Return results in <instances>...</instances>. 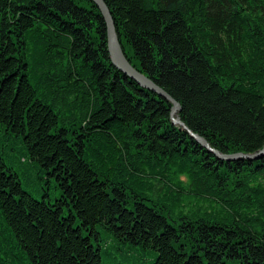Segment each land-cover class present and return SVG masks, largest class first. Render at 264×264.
Returning a JSON list of instances; mask_svg holds the SVG:
<instances>
[{
    "label": "trees",
    "instance_id": "16d2710c",
    "mask_svg": "<svg viewBox=\"0 0 264 264\" xmlns=\"http://www.w3.org/2000/svg\"><path fill=\"white\" fill-rule=\"evenodd\" d=\"M104 1L190 129L264 147V0ZM107 47L93 0H0V264H264V158L216 157Z\"/></svg>",
    "mask_w": 264,
    "mask_h": 264
},
{
    "label": "water",
    "instance_id": "95a60500",
    "mask_svg": "<svg viewBox=\"0 0 264 264\" xmlns=\"http://www.w3.org/2000/svg\"><path fill=\"white\" fill-rule=\"evenodd\" d=\"M97 6L100 8L102 15L105 19L107 31H108V50L110 53V58L112 63L123 73L129 77L135 79L139 84L148 88L149 90L158 93L160 96L164 97L172 105L171 107V119L174 124L181 125L186 129L189 134L202 146L207 148L209 152H212L216 157L222 160L233 161L237 159H249V160H260L264 158V147L255 152H236V153H223L220 150L212 147V145L207 141V139L194 132L190 129L178 115L181 110L180 102L175 99L172 95L166 92L158 84H155L152 79L146 76L142 71L138 70L133 66L126 57L122 54L119 39L116 33L115 22L112 13L104 0H93Z\"/></svg>",
    "mask_w": 264,
    "mask_h": 264
},
{
    "label": "rangeland",
    "instance_id": "374dc122",
    "mask_svg": "<svg viewBox=\"0 0 264 264\" xmlns=\"http://www.w3.org/2000/svg\"><path fill=\"white\" fill-rule=\"evenodd\" d=\"M162 98H164V97H162ZM171 107H172V105H171ZM176 125H179V124H176ZM179 126H181V125H179ZM118 243H119L120 249L115 252V256L116 257H118V258H120L122 256L128 257L129 258L128 264H134V263H145V264H148L149 260L146 259V260L143 261L140 258V257H142L141 253L139 251H136L131 245H129V244L125 243V242H121V243L118 242ZM104 264H108V260L107 259H104Z\"/></svg>",
    "mask_w": 264,
    "mask_h": 264
},
{
    "label": "bare ground",
    "instance_id": "6f19581e",
    "mask_svg": "<svg viewBox=\"0 0 264 264\" xmlns=\"http://www.w3.org/2000/svg\"><path fill=\"white\" fill-rule=\"evenodd\" d=\"M99 8V7H98ZM100 9V8H99ZM102 13V12H101ZM115 22V21H114ZM115 28H116V25H115ZM106 31H107V26H106ZM116 33H117V36H118V39H119V35H118V32H117V29H116ZM120 40V39H119ZM120 43V41H119ZM107 46H108V31H107ZM120 47H121V43H120ZM108 48V47H107ZM121 51H122V47H121ZM108 53H109V50H108ZM122 54L124 55L123 51H122ZM125 56V55H124ZM109 57H110V53H109ZM111 59V58H110ZM112 62V61H111ZM146 75V74H145ZM147 76V75H146ZM149 77V76H148ZM131 78V77H130ZM150 79H152L151 77H149ZM133 79V78H132ZM135 80V79H134ZM136 81V80H135ZM152 81L155 83V84H158L154 79H152ZM159 85V84H158ZM160 86V85H159ZM161 87V86H160ZM163 88V87H162ZM164 89V88H163ZM165 90V89H164ZM166 92H168L167 90H165ZM156 93V92H154ZM169 93V92H168ZM158 96H160L158 93H156ZM170 94V93H169ZM171 95V94H170ZM162 97V96H160ZM169 102V101H168ZM51 194V193H50Z\"/></svg>",
    "mask_w": 264,
    "mask_h": 264
}]
</instances>
